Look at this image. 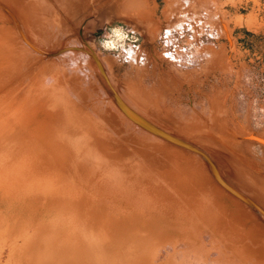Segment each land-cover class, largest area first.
Masks as SVG:
<instances>
[{
	"label": "bare ground",
	"instance_id": "bare-ground-1",
	"mask_svg": "<svg viewBox=\"0 0 264 264\" xmlns=\"http://www.w3.org/2000/svg\"><path fill=\"white\" fill-rule=\"evenodd\" d=\"M225 2L0 0V264H264V20Z\"/></svg>",
	"mask_w": 264,
	"mask_h": 264
},
{
	"label": "rangeland",
	"instance_id": "rangeland-1",
	"mask_svg": "<svg viewBox=\"0 0 264 264\" xmlns=\"http://www.w3.org/2000/svg\"><path fill=\"white\" fill-rule=\"evenodd\" d=\"M222 2H225V0H221ZM264 0H256V4H253L251 1H249L248 3H245V4H243L242 6L239 4L238 6L236 5L235 7H233L232 8V6L230 5V4H226V2L224 3L225 5H224V11L226 12V15H227V17L229 18V17H231V15H235V14H241V15H246L249 11H250V9H254V10H256V14L258 15V18L260 19V20H264ZM157 3H158V5L159 6H161V0H157ZM257 4H258V6H257ZM252 5H253V7H252ZM250 6V7H249ZM238 7V8H237ZM256 9H255V8ZM226 8V9H225ZM262 10H261V9ZM163 8L161 7V8H159L158 10H157V16L159 17V12H160V10H162ZM260 9V10H259ZM235 11V13H234V11ZM249 10V11H248ZM228 11V12H227ZM251 11H253V10H251ZM233 14H232V13ZM229 14V15H228ZM112 26H115V25H112ZM121 26H123L124 28H126L125 27V25L124 24H121ZM109 29V28H108ZM243 32V31H242ZM104 33V31L103 30H100V31H97L96 32V36H98L97 37V39L98 40H100L99 39V36H101L102 34ZM235 34H238V32H235ZM245 35V36H244ZM243 36H244V40H242V41H240L242 44H243V46L245 47V48H247V46L249 45V46H251V43H249L248 42V40H250L251 38H252V36H251V34H248V33H245V32H243ZM139 40H140V42L143 40L141 37H139ZM247 40V41H246Z\"/></svg>",
	"mask_w": 264,
	"mask_h": 264
}]
</instances>
